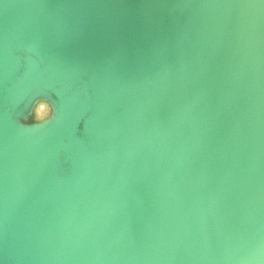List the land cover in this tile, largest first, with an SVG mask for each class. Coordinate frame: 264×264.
<instances>
[{"label": "water", "instance_id": "1", "mask_svg": "<svg viewBox=\"0 0 264 264\" xmlns=\"http://www.w3.org/2000/svg\"><path fill=\"white\" fill-rule=\"evenodd\" d=\"M0 264H264V0H0Z\"/></svg>", "mask_w": 264, "mask_h": 264}, {"label": "clouds", "instance_id": "2", "mask_svg": "<svg viewBox=\"0 0 264 264\" xmlns=\"http://www.w3.org/2000/svg\"><path fill=\"white\" fill-rule=\"evenodd\" d=\"M53 116V107L49 101L41 99L32 109V121L35 123H44ZM24 121H22L23 123Z\"/></svg>", "mask_w": 264, "mask_h": 264}, {"label": "rangeland", "instance_id": "3", "mask_svg": "<svg viewBox=\"0 0 264 264\" xmlns=\"http://www.w3.org/2000/svg\"><path fill=\"white\" fill-rule=\"evenodd\" d=\"M41 99H45V100H47V99L44 98V97H37V98L33 101L32 105L30 106V108L28 109V111H27L24 115H22V116H20V117L17 118V122H18L19 124H21V125H23V126H26V127H33V126H35V127H40V126H45L46 124L50 123V122L53 120V118H54V116H55L54 107H53V105L51 104V102H50L49 100H47V101H49V103H50V104L52 105V107H53V116H52V118H51L50 120L44 122V123H35V122L32 121V109H33V106H34L35 104L39 103ZM22 121H24V122L22 123Z\"/></svg>", "mask_w": 264, "mask_h": 264}]
</instances>
